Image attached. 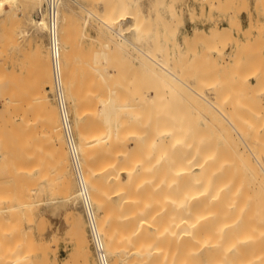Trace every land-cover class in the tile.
<instances>
[{"label": "bare ground", "instance_id": "obj_1", "mask_svg": "<svg viewBox=\"0 0 264 264\" xmlns=\"http://www.w3.org/2000/svg\"><path fill=\"white\" fill-rule=\"evenodd\" d=\"M64 1L62 2V5L60 7L61 43H62V63H61V66H62V73H63V75H62L63 76V82H64V87H65V92H66L68 102L71 105L70 109L74 114V121L72 120L74 122L73 129L75 126V130L77 131L78 136H79L78 142L76 139V147H77V151H78V155H79V162H80V165L82 166L81 168H82V172H83V177H84V180L86 181L87 189H88L90 198L92 200V203H93L94 207H97V209H98V213L96 212L97 227L99 229L100 234L102 235V240H103L105 251H106V253H107V255L111 261L110 264H264V154H263L264 142L261 141V138L259 139V136H261V135H262V137H264V125H263L264 123H262L263 122L262 119L260 120L258 117H256L259 114H261L259 111L260 109L262 111H264V106L259 105V106H261V108L259 107L260 109L254 107L256 109H259V110H256L253 108L252 105H250L251 103L254 102L252 99H256V97H257L256 93L260 90V89L258 90V88H259L258 86L259 85L261 86L264 83V81H261V80H264V77L262 76L263 79L261 78V80L259 79L260 77H258L259 82H263V83L262 84L258 83L259 85H257V82H258V80H257V82H255V88L252 87V89L250 87L254 86V84H253L254 82L247 81V82H249V84L251 83L250 87H249L250 90H247L249 88L246 87V86H248V83L244 82L247 84V85H244L247 88L245 91H247V94L250 93L248 97L251 96V90H252V94H253L252 97H254V94H255V97L252 99L250 97V101L246 95H245L246 98L243 97L244 102H245V99H247L246 104L248 106L250 105V107L252 106L253 110L257 111V112H255V114L259 113L258 115H255V114H253V111H252V113H250V114H252L253 116L255 115V117L258 118V119H255L256 122L260 120L259 122L262 125L261 124L255 125L253 123V121H255V120L251 121L252 115L251 116L248 115L250 117L249 119H247L244 116L246 114H249L246 111L252 110V108L248 110V109H246V107H245V109H246L245 114H243L244 117L242 118L243 121L245 122V124H240L241 122H239V121H241V119L238 118L239 115H236L237 117L233 116L235 110H237L236 108H238L240 106H238V107L235 106V103L237 100L235 97H233L231 99L228 96V95H230V97H231L234 94L232 92V90L234 88L231 87V85H230V88H233L230 90L232 92L231 93L232 95L230 94V91H228V92L226 91L225 93H228V94H226V97H228V98H226L223 90L222 91L219 90V89H223V86H221L222 88H220L219 83H217L218 81L221 82V80L219 79L218 81H215L213 78V79H210L211 81H207V79H206L207 77L203 76L204 74H202L200 76V78L202 76L205 77L208 85H211L209 87L207 86L208 87L207 89L213 90L214 96H213V94H212V97L206 95V93H204L205 90L200 92V89L201 90L205 89L204 86H203V89L200 88L197 90V87L196 88H194V87L197 84V81L199 79H197L196 84H194L195 80L190 78V77H194V74L196 73V72L194 73V69L196 67L193 69H190V68L186 69V68H188V66L185 67V65H186V62H187V64H189V62H188L189 60H187L189 58V56L187 58L188 54L187 55L185 54V56L183 55V53L181 54V51L183 52L187 48L189 50V48L192 45H194L195 43H196L195 46L196 45L198 46V44L201 42H204L203 44H206V41H209L210 43L211 42L213 43L212 45L210 43H208V44H210L209 46H211V47L214 46V48H215V50H213L211 53L214 54V52H215L219 56H222L224 54L223 49L226 46L224 48L223 47L221 48V46H220V48H219V45H217V44H220V42L222 43L223 38H224V40L226 38L227 41H228V38L232 42L235 41L236 45H235V49H234L235 52L232 53L233 56L236 55V57H237V55H240L243 53L245 55L250 54L251 52L247 53L248 52L247 49H243L245 47V44L243 46L238 42L239 38L233 33V28L228 27V26H224V27L219 26V28H216L217 29L216 30V29H214L216 27L215 26V27H213V29L212 28L209 29L210 34H208L206 32L207 31L206 29L201 28V27H195L193 29V31L190 32L191 33L190 37L184 38L183 41H180L179 37H176V38L165 37V36H162L161 34H157L156 37L159 40L158 42H160V43L165 42V45L167 47V48L165 47V50H166L165 52L163 50H160V52L162 51L163 54H161V53L158 54L159 53L158 49H159L160 43H159V46H157L158 43L154 44L155 42H152V44L154 46H157V47H155L157 49H155L154 46H151V50H153V48H154V50H156V51H154V50L151 51V50L147 49L150 45H152L150 42L152 40L156 41L157 39L155 40L154 38L153 39L151 38L152 40H148L149 43H145L147 45H145L143 43L146 47H144L143 44H142V46H143L142 48H141V45H138V44L142 43L139 41L140 37L136 36L139 32L147 31V32L151 33L150 29L149 30L143 29L142 21L144 18V14L140 11V6H139V2H138L139 0H127L128 9H129L128 12H127L126 3L123 4V2H121L119 8L116 10V13L114 15H113V12L111 11V8H108L109 6L107 5V3L105 4L106 0L105 1L102 0L103 4L106 5V8L104 7L105 8L104 12L105 11L106 12H105V14L103 12V17L101 15L102 13H98L101 16V18H100V16L96 12L94 13V12H92V10L88 9L90 15H94L96 18H98L100 21H102L104 23V25L110 31H112L115 34V36H118L119 38H121V40L119 39V41H118V39H116L118 42H120V44L122 42V45H123V43H128L129 45H133L136 48L135 51L138 50L137 56L135 55L136 58L141 59L140 61H136V62L135 61L133 62L131 59H128V60L124 59V61H126V63H127V65H125V66L119 65L117 60L115 61L117 63L110 64L109 61H111V58H109V57H111L110 55L112 53H114L113 50L116 48V47H114V49H112L111 43L113 44V41L112 42L109 41L110 43L104 41L105 42L104 44H103V42L102 43L100 42V45L101 46L103 45V47H100V45H99V47L96 50H94V52L92 50H91L92 52H90V50H89V52L86 55H85V51L83 52L80 49L81 51L79 50V53L80 52H81V54L83 53L82 56L84 59L81 58L82 56L78 57V55L80 56L79 53H78V55L75 54L76 52L69 53V51H71V50H69V44H70L69 38L67 40V36H68L67 35L68 30L67 29L69 26V23H67V22L70 21V19L68 18L69 20H67V16H66L67 13L65 14V10L63 8ZM163 1H165V0H160V3H158L156 5L153 4L152 8L155 11H153V13L151 15L149 14L150 16L154 15V17H156L155 21L156 22L158 21L160 24H162L164 22L163 15H162L161 11L166 9V8L167 9L169 8V6L166 5ZM212 1L211 2L206 1V3H208L210 7H214L215 3ZM221 1L222 0H218V3L220 2L219 3L220 5L222 3H223L222 5L229 4L228 0H226L227 2H225V3L221 2ZM91 2H93V4H94L95 2H99V0H96L95 2H94V0L93 1L91 0ZM107 2H108V0H107ZM243 2H245V1H243ZM33 4L36 6L39 5V7H40L41 0H33ZM90 4L92 5V3H90ZM96 4L97 3H95L94 5H96ZM99 4H100V2H99ZM233 4H234V2H233ZM216 5H217V2H216ZM242 5L244 6L245 3H242ZM225 6H227V5H225ZM202 7H205L204 2L202 3ZM218 7H217V9H218ZM240 7L241 6L239 5V8ZM94 9L96 10L95 7H94ZM97 10H98V8H97ZM204 11L205 10H203V12ZM238 11H239V9H238ZM1 13H5V16L1 17ZM209 14H210V12H209ZM176 15H179V14H176ZM193 15H195V14H193ZM230 15H232V14H230ZM234 16L236 17V14ZM126 17L128 18L127 22H126ZM113 18H117L116 21H117V23H119V27L114 26ZM235 20L236 19L234 18V22H235ZM234 22H233L234 26L238 24L237 27H239V29L243 28L242 23H241V18H240V21L237 22V24ZM23 23H29L32 26V28L37 33H40V34H41V32H44L46 30V20H45V16H44L42 11H40L38 14H34V12L33 13L32 12L27 13L25 11V4H24L23 0H0V52H1L0 56H3L2 54H4L1 51V50L5 49L6 46H4V45L7 43L9 44L12 41L14 42V39L17 36V30H18V29H15V28H17L16 25L19 28V26H22L21 24H23ZM126 23L129 24V28H130V32H131L129 37L126 35V32L124 30ZM26 25H24V26L26 27ZM257 25H259V24H257ZM231 26H232V24H231ZM250 26L248 27V29L250 28ZM263 26H264V22L260 27H258L259 28V30L257 29L258 32L260 31V28L263 29ZM251 28H253V27L251 26ZM14 30H16L15 31L16 32L15 37H14V35H15ZM98 30H101L103 32L105 31L104 29L102 30V28L98 29ZM211 30H213V31H211ZM244 31H245L244 35L246 33H248V34L250 33V32H247V29H245ZM19 32L21 33L20 35L18 34L19 37L20 36H29L31 34V31L28 29H21ZM36 32H34V33L36 34ZM103 32H101V33H103ZM104 34H105V32H104ZM131 34H132V36H131ZM98 36H99L98 38L100 39V37H101L100 34ZM261 38L263 39V37H261ZM111 39L112 40L114 39V41H116L115 37H113V38L111 37ZM111 39L109 38L108 40H111ZM135 39H136V41H135ZM256 39H255L256 42L255 41L254 42L257 43L258 46H256L255 43L254 44H255L256 48L260 49L258 43L260 41H263V40L259 38V39H257V40H259V42H258ZM20 40H22V39H20ZM101 41H103V38ZM137 41H139V43H137ZM15 42H16L15 43V46H16V44H18V41H15ZM249 42L250 41L248 39V44H249ZM39 43H40V41H39ZM39 43L37 42V44H36V46H37L35 48L36 49L35 50L36 55L35 54L34 55L37 57L34 59L35 60L37 59V62H35V64L39 63V66H37L39 69H37V70H40V72L38 71L39 72L38 74H40V77L38 75L40 80H38V81H40V82L42 81L43 86L41 84H39L38 82H36V80H35V83H37V84H35L33 82L34 85H36V87H38V84H39V86L41 85V88L40 87L36 88L34 86L36 88V92L38 89L39 90L41 89V90L38 91V93L36 94L35 97L32 96L34 99L31 98V101L33 99L31 104H34V106H31V104L28 106L29 108L32 107L31 110H29L28 107L25 108V106L22 110L25 109V113L28 110L30 113L36 112L34 118L36 119V116H38V120L40 121V119H41V121L38 122V120L37 121L34 120L33 114H32V119L34 120L35 123L32 122L33 123L32 124V123H29V121H27L26 123H23L25 121L24 120L22 121V118L23 117L25 118V116H26V114L25 115L23 114L24 116L21 115L23 117H21V120H20V121H22V123L17 122L18 124L16 125V124L11 122V124L13 125V128H12L11 124H10V126H11L12 130L15 128L17 129V130H15V131H17L15 133L16 134L18 133L17 134V141L18 142L21 139V138H18L19 137L18 135H20L19 130L23 129V128H21L22 124H23L22 127H24V124L27 125V123H29V125H30V127L26 126L27 128H24L22 131H24V130L27 131L28 128L34 127V130L33 129H31V130L35 131V133H38V131L40 129V127H39V129L36 127L37 126L36 122L38 123V125H40L39 123L42 122L43 125L46 124L49 127V128H47V127L46 128L50 129L49 132L51 133V135H50V133H46V134H44V136L42 133L40 135L37 134L38 135L37 142H36L37 137H35V134L32 133V131H30L35 137L34 140L32 139L35 142L33 143V141H31L32 142L31 146L33 145L35 147L34 144L38 143L39 139L43 141V140H45V138H48L49 136H51L50 139L52 141H50V140L48 141L46 139L47 143H46V141L40 142V140H39V142H40V144H42L43 147L45 145V146H47V149L49 148L50 150H52L51 148L53 147L54 150H52V152L49 150L47 152H46V150H42L43 153L41 151V153L37 154V155H41L40 156V158H41V157H44L43 156L44 152H46L43 160L48 161V158H49L51 161H54V162H52L53 163L52 166H56L54 168V170H56V168L60 165L59 166V167H61L60 170H62L61 172H63V174H64L63 177H65V178H63V179L59 178L58 177L59 175L56 173V171L54 172V174L51 173L50 169H52L51 168L52 166H50V165L52 163L50 160H49L50 162L44 161L45 167H47V168L42 166L43 165V162H41L42 160L41 161L36 160V161H38V164H39V162L41 164L40 165L41 171H39L38 174L40 175V177H42V174H43L42 170L48 169L49 175L51 174L48 178H52L51 176H53L52 180H54V175L56 173V175H58L56 177H58L59 180H61V181L64 180V183H63L64 186L61 187V186H58V185H60V184H58L57 185L58 187H56L55 183L60 182V181L57 180V178L55 177L57 182H56V180H55V183L52 182V184L54 183V185H55L53 187V189L58 188L57 190H59V194H60V192L63 193V191H64L65 200H67V202L73 201L74 203H78V202L80 203L79 195H78L79 194L78 193V190H79L78 189V183H77V187H76L77 191L75 192V190H74L75 187H74V189H72V188H73V186H76V185L74 183L72 186V180H71V178L68 177L69 176L68 171L70 170L69 165H71V164L68 163V161H69L68 160L69 157H68V153H67L68 150H66V147H65V144L67 145V143L65 142V134L63 135L64 132H62L63 128H62V124H61L60 115H59V112H58L57 107H56L57 104L54 105V103L52 102L51 96L49 94L51 92L53 93V91H54L53 90L54 89V83H53V77H52V65H51L50 54H49L50 52H49V50L47 51L49 53L44 51L38 45ZM252 43H251V46H254V44L252 45ZM260 43H262V42H260ZM8 44H7V48H8ZM227 44H228V42H227ZM114 45H116V44H114ZM125 45H127V44H124L123 46H125ZM221 45H223V44H221ZM249 45H248V48H249ZM195 46H193V48H195ZM2 47H3V49H2ZM11 47H13V45H11ZM18 47L16 49H18ZM118 47H120V46H118ZM70 48H71V46H70ZM92 48H93V46H92ZM124 48H126V50L128 49L127 46ZM144 48L147 49L148 51L145 50ZM111 49H112V51H111ZM149 49H150V47H149ZM160 49H162V48H160ZM250 49H252L251 51H254L252 47L249 48V50ZM72 50L74 51L73 48H72ZM197 50H198V47H197ZM8 51L6 50V53ZM129 51H132L131 48H129ZM191 51H194V50L191 49ZM205 51H206V49H205ZM205 51H204L203 56H206ZM121 52H123V51H121ZM188 52H190V51H188ZM195 53H193L192 57H194ZM255 53L257 55H258V53L260 55H262L260 53V51L257 49V51H255L254 54L253 53L250 54V55H254L255 57H252V56L248 57V62L247 61L245 62L242 60V62L246 63L247 65L243 64L240 61V63L242 65L241 64H240V66L238 65V67H237L238 70L236 69V67L234 68V66L232 65V67L235 69V71H237L239 73L237 75V77H239L238 79L240 80V81L238 80V82H237V83H239V85H238L239 87H240V85L244 84L243 80L245 81L247 79V77L249 76V75L246 76L245 73H247L249 71V74H250V73H252V70L258 69V67H256V65H257L256 63L258 62V64H259L260 60L258 61V59H256L258 57L255 55ZM131 54H130V56H131ZM139 54L142 55L141 57H145V58L139 57ZM174 54H176L178 56H180V55L183 56V58H182L183 60L180 62H182V63L184 62L183 63L184 65H182V67L183 66L184 67L182 68L181 63H180V64H178V65H180L178 70L181 68V72H180L181 74L183 73V70H184V72L187 70V72H185V73L190 74V77H189V75L187 77V74H184V73L182 75L183 78H181V76L178 75L179 71L177 69H175V68H177V65H176V62H178L177 59H174L175 57H173V59H174L173 63L175 66H172V62H171L172 55L174 56ZM213 54H211V57H210V55L208 57V54H207V57L209 59H212ZM228 54H229V52H228ZM76 55L78 58L75 57V59H74V56H76ZM118 55H120L119 52H118ZM229 55H231V54H229ZM232 55H231V57H233ZM12 56H13V54H12ZM196 56H199V55H196ZM119 57H122V56H119ZM234 57H233V59H234ZM236 57L234 60H236ZM6 58L7 57H3L2 61H5L4 59H6ZM79 58H81L82 60H80ZM124 58L127 59L129 57L125 56ZM184 58H185V61H184ZM195 58L196 57L191 59V61L193 62V63H190L191 66H193V64L197 65V62L196 61L194 62V60H197ZM223 58H225V56ZM252 58H254V59H252ZM113 59L114 58H112V60ZM116 59H119V58H116ZM216 59L218 60L217 57H216ZM78 60H80V62L82 64L81 66H77V64L79 65ZM122 60H123V58H122ZM179 60H181V59H179ZM245 60H247V59H245ZM253 60H257V62H255ZM75 61H77V63ZM127 61L130 63H128ZM205 61H206V57H205ZM200 62L202 63V61H200ZM228 62L230 63V61H228ZM238 62L239 61H237L235 63H238ZM207 63H208V61H207ZM214 63H215V60H214ZM248 63H250L249 64L250 66H248ZM122 64H124V62ZM210 64H212V63H210ZM216 64H218V63H216ZM216 64L214 66H216ZM2 66H4V62H3ZM200 66L201 65L199 63V66H197V68ZM205 66H206V64H205ZM244 66H246L247 68L251 67L252 70L248 69V71H246L244 73L246 79H245V77L243 79H240L242 77L243 72H244L243 71L242 74L240 75V70H246L247 69L246 67L244 68ZM189 67H190V65H189ZM213 67L210 66L209 68H211L212 71H214ZM222 67L225 68V66H223V65H222ZM239 67L244 68V69H239ZM200 68L204 69V67L203 68L200 67ZM200 68L198 69V71L200 70ZM224 68H223V70H224ZM211 69H210V71H211ZM214 69H215V71L217 70V72L219 71L216 68H214ZM230 69H232V68L230 67ZM13 70L14 69H12V71ZM250 70H251V72H250ZM4 71H6V69ZM191 71L193 72L192 73L193 75L190 73ZM226 71H227V73L229 72L228 69H226ZM259 71H261V70L258 69L257 71H255L256 73H252V74L255 76V74L257 75V72H259ZM1 72H2V70H1ZM7 72H8V70H7ZM198 73H200V71ZM198 73H196V76H197L196 78H198ZM210 73H212V72H210ZM220 73H221V71H220ZM233 73H234V71H233ZM214 74H215V72H214ZM8 75H9V73L7 74V77L10 80L11 78ZM227 75H226V78H227ZM259 75H257V76H259ZM4 76H5V74H3V76L2 75L0 76V80L2 79L0 82H3L4 79H6ZM223 76H225V75H221L222 78H223ZM230 76L232 77L231 74H230ZM1 77H3L4 79ZM34 77H37V75ZM216 77L217 76H215V79H216ZM237 77H236L235 81L237 80ZM14 78H12L13 80L12 79L11 80L14 81ZM210 78H212V77H210ZM217 78H220V77L218 76ZM184 79L186 81L189 80V83L191 82L190 80L192 79V81H194V83L192 82L194 84V87L191 88L190 85L192 83H190V85H189L190 87H188L187 85L189 83L185 82ZM225 79H224V81H225ZM256 79H257V77H256ZM256 79H255V81H256ZM9 80L6 79L4 82L6 83L8 81L7 83H8V86L10 87V86H12L13 82H11V80L9 82ZM32 80H31V83H32ZM231 80H233V79H231ZM231 80L229 82H231ZM150 81H152V82L150 83ZM212 81H214V82H212ZM227 81H228V79L226 80V82H223L224 84H221V85H224V89L227 88V90H229L230 88L225 86V83H226V85L229 86V84H227L228 83ZM235 81H233V84ZM172 82H173L172 85L176 87L177 92H178V90H180V91L182 90L181 92L180 91L179 92L180 93L183 92L186 96L188 94L187 90L189 91L190 89L191 90L196 89V90H194L196 92V94L192 90L190 92L193 96H190L191 94L190 95L188 94L187 97L188 98L191 97V98H189V101H191V99H192V101L194 103H196L197 102V101L195 102L196 99H194L192 97H195V95H197V97L199 98V99L198 98L197 99L200 100L204 106L202 105V106H199V108H198L197 105H200V104H198V102H200V101H198L197 104H195L197 107L196 111L199 112V113H197L198 115L201 114L202 116L200 115V117H198V115H195L194 114L195 111L193 113V116L191 115V113L193 111L192 109H194V108L196 109L195 106L194 107L193 106L187 107L186 110L188 112L184 110L185 107H181L182 104H184L183 106H189V103L186 102V104H185L184 102L187 100V98H186V100H184V99L182 100V96H180L179 93H178L179 96L178 97L176 96L177 95L176 89L174 90L170 86ZM177 82L180 84L177 85ZM201 82H202V80H201ZM201 82H199V84H198L199 86L202 84H205V80L202 84H201ZM7 83L5 84V88H2L3 84L0 83V86L2 85L1 88L3 90V92H1L2 94H0V97H1L2 105L4 106V108H3L4 113L2 115H0V118L2 116H4V114L7 113V111H8L9 115L8 114H6V115L10 118V120L8 119V121H7L8 117L4 116L3 117L4 119H2V120H5V119L6 120L4 122L2 121L3 123L0 122V125L3 124V128L0 127V130L6 129L5 131H3L5 135L3 134V132L2 133L0 132V134L4 135V138L6 137V142H5V139L4 138L1 139L2 136L0 135L1 136L0 137V187H1L0 188V203H2L4 201V199H2V198H5V195H9V197L12 196L11 200H12L13 195H14L13 192L10 190V189L14 188L13 182L12 181H11L12 183L8 182L7 183L8 185H5L6 183L3 182L4 174L6 175V177H8L10 175L7 172V170L12 168V165L16 164V166H17V172L16 173L19 174V176H17L19 178L16 177V180L17 179L22 180L21 177H23V176L25 179V177H27L28 175H31V174L29 173L26 176V172H25V174H23L25 170L24 171L22 170L20 172V170H21L20 169L18 171V166H19V168H22V166L25 167V165L23 164V163H25V160H26V162H31L30 160H32V159L35 160L36 159L35 156H37V155L32 156V158L29 159L30 156L27 155V158H28V160H27L25 154L18 155L19 154L18 150H20L21 147L19 149H17L13 146V144L15 145L16 143H13V141H11L12 140L11 138H13V140H16L14 138L16 135L13 137L14 131H11V133H10L9 130H11V128H9L7 126V122L10 123V121L13 120V118H12L13 112H15V114L17 113V110L15 111V108L21 102V101H17V100H23V99H17L16 98L17 100L15 101L14 97L15 96L17 97L16 92H14L13 88L10 87L11 90L14 92L15 96H13L14 95L13 92L11 95L10 88L7 90V88H8ZM207 83H206V85H207ZM16 84L17 83H15V85ZM182 84H183V86H180ZM185 84H187V85H185ZM206 85H205V87H206ZM235 85H234V87H235ZM256 85H257V87H256ZM159 86L162 87L160 89H164L165 86L166 87L169 86L168 91L173 89L175 92V94H174L173 90L171 92L169 91L170 94H172V96H173V94L175 95L173 97L168 98L169 99L168 103L173 105V107H171V105H170L168 108L169 111L171 110L170 107L172 108V110L170 112H166V109H165L168 107L169 104L166 105L167 102L165 101V103H163L164 100H161L162 98L166 99V96H168L167 93L169 94V92L166 93V91H167L166 89H165L166 91L165 90H159V92L162 91V94H165L166 96L164 95L165 96L164 97L161 94V96H163V97H161V96L158 97V95H160V93L158 92ZM244 86L242 85V87H244ZM16 87L17 86H15V88ZM21 87L27 88L25 86H21ZM261 87H260L261 91H262V89L264 90V88H263L264 85H262ZM30 88H32V87H30ZM188 88H190V89H188ZM5 89L7 90V92L5 91ZM183 89H185V90H183ZM242 89H244V88H242ZM242 89H239V90L242 91ZM254 89H256L258 91L254 90ZM2 90H0V91H2ZM210 90H209V92H207L208 90L206 91L207 94L211 93ZM253 90H254V92L255 91L256 92L253 93ZM241 91H239V92L237 91V92L240 95H243L242 93H240ZM248 91H249V93H248ZM21 92L22 91L19 92L20 96L22 94L21 97L24 98L25 96H28L27 98L30 100L28 93H33V92H29V90H28V93H26V95L24 94V91H23V93H21ZM163 92H165V93H163ZM221 92H223L222 96H224V98L227 99V101L224 100L222 102L223 99L221 101H219V99L223 98L221 96ZM242 92H244V91H242ZM238 93H237V96H238ZM170 94H169V96H170ZM218 94L220 95L219 97H218ZM23 95H25V96H23ZM209 95H211V94H209ZM260 95H261V92L259 94V97H260ZM20 96L18 94L19 98H21ZM235 96H236V94H235ZM262 96H263V94H262ZM179 97H181V98H179ZM259 97H257V98L259 99ZM155 98H157L158 101H154ZM177 98L179 100H175ZM171 99H172V101H170ZM229 99H231V101ZM258 99L255 100V103H256V101H258ZM148 100H151V101L148 102ZM159 100L161 101V104L162 103L165 104L164 105L165 110L163 109L164 111H162L161 114H164V115L171 114L172 111L174 113L171 114L170 116L167 115L165 117H163L164 115L161 116V114L158 113L160 111H158L156 113V111H157L156 108L158 109L159 106H160V108H161V106H163V104L162 105L159 104ZM241 100L243 102L242 96H241ZM173 101H175V102L178 101V102H176V104H177L176 108H175V102H173ZM248 101L250 102V104H248ZM261 101H262V99H261ZM17 102H19V103H17ZM26 102L27 101H25V104H26ZM151 102H152V104H151ZM258 102L261 103L260 100ZM15 103H17L16 107L14 105ZM146 103H148V104H146ZM180 103H181V106H180ZM226 103L229 105L231 104L232 106L231 107H225L224 105H227ZM255 103L253 104L254 106L257 105ZM21 104L19 105V107H22ZM237 104H240V103L238 102ZM261 104H263V103H261ZM147 105H148V107H146ZM154 105H155V107H153ZM156 105H158V106L156 107ZM150 106H152V107H150ZM178 106H180L181 108H179ZM248 106H247V108H248ZM241 107H242V105H241ZM11 108H14V111L10 110ZM147 108H148L150 114L152 112H154L155 114L154 113H152L151 115L149 113L146 114V112L144 110ZM152 108L156 111H154V110L152 111ZM160 108L158 110H160ZM173 109L176 111H174ZM190 109H191V111H190ZM19 110L21 111V108L18 109V111ZM0 111H1L0 113L3 112L2 109H0ZM9 111L12 113H9ZM31 111H33V112H31ZM29 112H28V115L30 114ZM175 112H177V114H175ZM240 112H239V114H240ZM242 112L244 113V110H242ZM236 113H238V112L236 111ZM19 114H18V117H19ZM40 114H41V116H40ZM143 114H146V116H144ZM184 114L185 115L188 114V116L183 117V116H185ZM216 114H218V115H216ZM16 115H15V117H16ZM155 115H156V117H155ZM175 115H176V117H174ZM179 115L181 118L179 117ZM195 116H196V119L193 118ZM217 116H219V118L222 119L221 120L222 122L224 120L225 123L223 122V124H220L221 121L219 123L218 120H220V119H218ZM261 117L263 118L264 116L262 115ZM237 118L239 120H237ZM16 120L15 121L13 120V122H16ZM26 120H28V119H26ZM197 121L198 122L201 121V123L197 124L198 123ZM259 122H257V123H259ZM42 123H41V126H42L41 128L44 129ZM19 124H21L19 128L15 127V125L19 126ZM34 124H36V125L32 127L31 125H34ZM36 129H38V130H36ZM44 130L46 131V129H44ZM6 131H8L9 134H7ZM11 134H12V137H11ZM23 134H21V137L23 138L21 140L25 141L24 139H26V141H27L29 136H28V138H25L26 135L24 132H23ZM26 134H27V132H26ZM47 134L49 136H45ZM9 135H10V137H9ZM33 135H32V137H33ZM41 135L44 138H42ZM7 138L10 139V141H8ZM28 140H30V139H28ZM29 142L30 141H28V143ZM10 143L12 144V148L10 147L11 146ZM51 143L53 146L51 145ZM23 145H24V151L26 150L25 152H28L27 148H29V147L25 148V145H26L25 142ZM16 146L19 147V146H22V144L21 145L16 144ZM28 146H30V144ZM9 147H10V149H9ZM41 147H39V148H41ZM35 148H36V151L39 150V151H37V153L40 152V149H37V147H35ZM11 149L15 155H13V153L10 154ZM13 149H14V151H13ZM22 149H23V146H22ZM16 150H17L18 154L16 153ZM31 150H32V148H31ZM36 151L33 152V154L36 153ZM48 152L51 155H49ZM20 153H22V152H20ZM30 154H31V152H30ZM11 155H12V157H11ZM16 156H20V157L17 158ZM23 156L26 159H24ZM46 156H48V157H46ZM10 157H11V159H10ZM13 157H15V158L13 159ZM50 157H53V158H50ZM40 158H38V159H40ZM54 158L60 164L56 165L55 163H57V162H55ZM16 159L17 160L20 159L19 161H21V159H24V160H22L24 162H20V163H22V166L17 165L20 163H19V161L16 162L17 161ZM34 160H32V161L35 163ZM12 161H13V163L14 162L15 163L9 164V168H7V170H6L5 169L6 166L8 165V163H11ZM46 163H47V165H46ZM30 164H33V163L31 162ZM48 164H50V165H48ZM35 166H36V164H35ZM34 167H32V168H34ZM71 168H73V167H71ZM38 169H39V167H38ZM58 169H57V172L60 174L61 172H59ZM54 170H52V171H54ZM9 172H11V171L9 170ZM43 172L45 173L46 171H43ZM6 173H8L9 175ZM14 173H15V171H14ZM20 173L23 174V176ZM39 175H37L38 181H37L35 176H34L35 178H33L32 176H31L32 178L30 177L31 182L33 183V185L36 186V189L38 186L39 187L45 186V185H41L40 180H42L43 178L39 179L40 178ZM60 177H62V176H60ZM24 179H23V181H24ZM32 179L36 182H39V185L37 183L34 184ZM26 180H29V179L26 178L25 181ZM76 180H77V178H76ZM1 183H2V185L4 184L3 188H2ZM23 183L24 182H22V184ZM28 183H30V181H28ZM25 184H27V182H25ZM9 185L12 186V188H8ZM16 185H17V183H16ZM19 185H20V183H19ZM28 185H31V184H28ZM6 186H7V190H9V191L6 190ZM17 187H19V186H17ZM32 187L33 186H31V191L34 190V189H32ZM42 187H41V189H42ZM60 187H61V189L63 188L62 191L59 189ZM1 189L6 190V192L3 190L4 193H2L3 191ZM18 189L19 188H17V193L18 192L20 193V195H18V197H19L22 194L20 192V190L21 189H22V191L24 189L27 190V187L21 188V189H19V191H18ZM13 190H15V189H13ZM35 190H34V192H36L38 189L36 191ZM24 191H23V193H24ZM31 191L29 190L28 192L30 193ZM38 192H39V194L42 193L41 191H37L36 194ZM52 192H54V191L52 190ZM6 193H8V194H6ZM36 194H35V197H38V196H36ZM39 194H37V195H39ZM22 195H24V194H22ZM30 196H31V194H30ZM9 197L6 196V198H9ZM21 197L23 198L25 196H21ZM6 198H5V200H7ZM14 198H15V196H14ZM26 198H27V196H26ZM26 198H25V200H27ZM40 198H36L35 200L40 199ZM20 199L17 198L18 201ZM31 199H33V201H35L34 198H30V200ZM61 199H63V198H61ZM65 200L63 202H65ZM46 201H45V203H46ZM53 201H55V200H53ZM14 202H15V200H14ZM14 202L12 201V202H10V204L14 203ZM7 203L8 202H6V205H10ZM27 203H29V204H27ZM30 203L31 202H26L24 204L22 203L23 205L27 204V207H26V205H25V207L27 209L28 214H30L29 211L31 212V209H29L28 205H30V207L33 205L32 203L31 204ZM34 205H35V203H34ZM34 205L32 206L33 211L36 210L37 208H39V206H40L39 205L38 207H35V209H33ZM1 206H5V205L3 204ZM9 207L10 208H8V212L10 211V213L11 214L13 213V216H14V211H17L19 206H17V208L13 207V206L12 207L9 206ZM11 208H13V209L16 208V210H13ZM9 209H11L12 211ZM0 210H2V209H0ZM3 211H4V209H3ZM20 212L17 211L15 213V215L16 216H17V214L21 215L22 213H20ZM71 213L72 212L70 211V214ZM75 213H76V211H75ZM23 214H25L24 211H23ZM28 214H26V215H28ZM2 215H4V214L1 213L0 217ZM16 216H15L16 220L18 217H21V216H18V217H16ZM10 217H11V220H9L8 223L10 222V224H11L13 217L11 215H10ZM10 217L6 216V218H9V219H10ZM31 217H32V215H31ZM67 217H68V214L66 215V218ZM3 218L5 220V217L2 216L0 218L1 222L4 221ZM27 218H28V216H27ZM68 218H67V220H68ZM72 218H73V216H72ZM21 219H20V221H22ZM29 219H30V217H29ZM7 220L5 221L6 223H7ZM27 221H28V219H27ZM30 221H32V223L34 224L33 220H30ZM68 221H70V220H68ZM73 222H74L73 224H74L75 230H72V229H74L73 226H71V228H69V230L75 231L76 235H75V233H73V232L72 233L77 238L76 241L78 242L77 243L78 247L83 252L90 253L91 249H90V245L88 242L89 240L87 237V230L85 227V223L83 221V217L79 216ZM19 223L20 222H18V225H19ZM5 224H3V228H4ZM10 224L9 225L7 224V227L9 226V230L13 231L14 227L17 225V222H13L12 225H10ZM27 224H28V222H27ZM29 224H31V223H29ZM45 225H43V226H45ZM10 226H12L13 229H12V227L10 228ZM31 226L32 225H30V227ZM7 227H5V228H7ZM16 227H15L13 232H15L17 230L16 231L17 234L12 233L13 235L11 234V236H7V233L5 232V230H3L6 233L4 239L5 240L12 239L14 241L10 240V244H9V242H8L9 240L8 241L4 240L3 242H6V243L8 242L7 245H3V242L1 241L2 244H0V247L1 246L14 247V244L17 246L18 243L16 244L14 238L19 239L18 237L21 238L20 235H22L21 242H23L24 245L26 243V241H24L25 238L27 239L30 237L33 239L32 235L30 236L31 232H29V231H32L31 228L29 229V227H28V231L24 230L26 232V233L24 232L25 234H27V235L29 234L28 235L29 237L28 236L26 237L23 232L22 233L19 232V231H21L20 227H19V230H18V227L17 228ZM0 228H2V225ZM43 228H45V227H43ZM43 228H40L39 231H42ZM7 230H8V228H7ZM1 231H2V229L0 230V233H1ZM69 233H70V231H69ZM14 234H16V235L14 236ZM53 235H51L52 238H53ZM72 235H71V239H72ZM3 236H1V237H3ZM23 237H24V239H23ZM55 237H57V236H55ZM55 237L53 238V242H55L57 239ZM6 238H8V239H6ZM34 238H35V235H34ZM52 238H50V239H52ZM32 239H30V242H32V244H34L35 242L37 243V240L35 242H33ZM43 239H45V238H43ZM48 241L46 243H37V245L35 244L36 245L35 250L37 248L36 251H39V249L41 251V250H44L45 248H47V250H44L43 252L44 253H46L45 251L48 252V249L52 246V243H53V242L49 243ZM18 242H20V241H18ZM30 242H28V240H27L28 244L26 243V246H28V248H30L29 246H31L33 248L35 245H30ZM58 243H59V239H58ZM16 246L14 247L15 249H16ZM23 246L21 248L18 245V247L21 248V250L19 251L20 253L19 252L16 253L15 251H13V254L15 253L13 263H12V261L8 262L7 256H9V253L12 256H13V254H11L12 253L11 251L9 252L7 250L8 254L5 255V253H4V255H5L4 259H7V263H4L3 261H1V260H3V257H2L3 255H1L0 256V264H2V263H4V264H10V263L11 264H22V262H24L23 261L24 259L28 260V262H25L26 264H28V263L37 264L35 261L38 262V260H34L33 261L34 263L31 261L32 262L31 263L29 261V259H26V258H30L32 256V255L30 256V254H32L30 252H33V251L36 252L34 250V248H33V250H31L32 249L31 248L30 252L27 249V252H29V254L26 252V254H28V257H26L27 256L26 254H25L26 256L23 255L25 253V252H23V251H25L24 250L25 248ZM78 247H76V248H78ZM14 248L13 249L11 248V249L15 250ZM55 248H58V245ZM0 249H2L1 251L5 250V248L3 249V247H1ZM57 250H59V249H57ZM1 251H0V253H1ZM21 251L23 254L21 253ZM77 253H79V251H77ZM55 254H56V252L54 253V255ZM80 254H83V253H79L78 254L79 256L77 255L78 258L80 257ZM57 255H55V256L57 257ZM73 256H75V255H73ZM44 257H46L45 259L48 258V260H49V255H47V253H46V255L45 254L43 255L42 260L40 259V261H42V262L41 263L38 262V264L43 263ZM77 257H76V259H77ZM10 258H11V256H10ZM35 259H37V258H35ZM45 259H44V261H45ZM70 259H72V258H70ZM85 259H86V257H85ZM83 260H84V258L82 259V261ZM73 261H74V259H73ZM79 261H80V259H79ZM5 262H6V260H5ZM57 263L59 264V262H56V264ZM80 263H82V262H79V264ZM45 264H46V262H45ZM48 264H49V262H48Z\"/></svg>", "mask_w": 264, "mask_h": 264}, {"label": "rangeland", "instance_id": "obj_2", "mask_svg": "<svg viewBox=\"0 0 264 264\" xmlns=\"http://www.w3.org/2000/svg\"><path fill=\"white\" fill-rule=\"evenodd\" d=\"M24 1V4H25V11L27 12V13H29V12H34V14H38L39 12H40V10L41 9H43V3H44V0H41V5H40V7H39V5H34L33 4V0H23ZM93 1V0H92ZM96 0H94V2H95ZM103 1H105V0H103ZM103 1L102 0H99V2H100V4H99V2H95V3H97L96 5H94L93 4V2H91V0H65L64 1V4H63V8H64V10H65V14H66V16H67V20H69L70 19V21H68L67 23H69V26H68V31H67V35L69 36H67V40H68V38H69V50H71V51H69V53H72V52H76L75 54H77L78 55V53H79V50L81 49L83 52L85 51V55L89 52V50H90V52H94V50H96L98 47H99V45H100V42L102 43L103 42V44L105 43V42H112L113 41V44L111 43V46H112V49H114V47H116L114 50H113V52L115 53H112L111 51H112V49H111V57H109V58H111V61H109L110 62V64H112V63H117L118 62V64L119 65H123V66H125V65H127V63H126V61H124V59L125 60H128V59H131L133 62L135 61H140L141 59L140 58H136V56H137V54H138V50L137 51H135V47L133 46V45H129L128 43H123V45L124 44H127V45H125V46H123L122 45V42H121V44H120V42H118L119 41V39L121 40V38H119L118 36H115V34L112 32V31H110L105 25H104V23L102 22V21H100L98 18H96L94 15H90V13H89V11H88V9H90V10H92V12H96L97 14L98 13H102L101 15H102V17H103V12H104V9L106 8V5H104L103 4ZM206 1H209V2H211L210 0H165V1H163L166 5H168L169 6V8L167 9H164V10H162L161 11V13H162V15H163V19H164V22L162 23V24H160L158 21L156 22L155 21V19H156V17H154V15H152V16H150L152 13H153V11H155L153 8H152V6H153V4H158V3H160V0H139L138 2H139V6H140V11L144 14V18H143V21H142V26H143V29H146V30H151V33H149V32H147V31H141V32H139L136 36L137 37H140V39H139V41L140 42H142V43H140V44H138V45H141V48L143 47L142 46V44L144 43H149V41L148 40H152L153 38L156 40V41H151L150 43L152 44V42H155L154 44H156V43H158L157 44V46H159V43L160 42H158L159 40H158V38L156 37V35L157 34H161L162 36H165V37H174V38H176V37H179V40L180 41H183V39L184 38H189L190 37V35H191V33L190 32H192L193 31V29L195 28V27H201V28H204V29H206L207 31V33L208 34H210V31H209V29L210 28H212L213 29V27H215L214 29H216V28H219V26L220 27H224V26H228V27H231V28H233V33L239 38L238 39V42L241 44V45H243L244 46V44H245V47L243 48V49H247L248 50V52L247 53H253L254 54V52L255 51H257V49L260 51V53L262 54V55H260L259 53H258V55L255 53V55L258 57V58H256V59H258V61H259V64H258V62H257V60H253V61H255V62H257L256 64V67H258V69L259 70H261V71H259V72H257V75H259L260 73V75L259 76H257L256 74H255V76L252 74V73H256L255 71H257V70H252L251 69V67H249V68H247L246 66H244V68L246 67L247 69L246 70H240V75L242 74V72H243V74H242V77L240 78V79H243L244 77H245V75L246 76H248L247 77V79H246V77H245V81L243 80V83L244 82H247V81H251V82H254L253 84H254V86H251L250 87V84H249V82H247L248 83V86H246L247 88H251L252 89V87H254L255 88V82H257V80H258V82H257V85H259V84H262L263 82H259V79L261 80V78L263 79V77H264V26H263V29L262 28H260V31L258 32V30H259V28L258 27H260L262 24H263V22H264V18H263V21H261V20H258V22H257V24H261L260 26L259 25H255V23H254V21H253V17L252 16H250V20H249V25L246 27V28H242V29H239V27H237L238 26V24H237V22H239L240 21V14H241V12L243 11V10H246L247 12H250V2H249V0H228V3L229 4H225V5H227V6H225V5H220L219 3H218V0H213L212 2H214L215 4V6L214 7H210L209 6V4L208 3H206ZM243 1H245V2H243ZM79 2V3H78ZM102 2V3H101ZM121 2H123V4H125L126 3V6H127V12L129 11V9H128V3H127V0H108V2H107V0L105 1V4L107 3V5L109 6L108 8H111V11L113 12V15L116 13V10L119 8V6H120V3ZM204 2V4H205V7H202V3ZM216 2H217V5H216ZM221 2H227L226 0L224 1V0H222ZM233 2H234V4H233ZM245 3V5L243 6L242 5V3ZM248 2V3H247ZM90 3H92V5L90 4ZM163 3V4H164ZM99 4V5H98ZM219 4V5H218ZM232 6H231V5ZM238 4V5H237ZM98 5V6H97ZM235 5V6H234ZM239 5L241 6L240 8H239ZM247 5V6H246ZM219 6V7H218ZM229 6V7H228ZM94 7L96 8V10H97V8H98V10L96 11L95 9H94ZM105 7V8H104ZM216 7V8H215ZM217 7H218V9H217ZM226 9H224V8ZM238 7V8H237ZM245 7V8H244ZM249 7V8H248ZM204 8V9H203ZM202 9V10H201ZM238 9H239V11H238ZM255 9L260 13V14H262L263 16H264V0H257L256 1V4H255ZM94 10V11H93ZM101 10V11H100ZM195 10V11H194ZM203 10H205L204 12H203ZM100 11V12H99ZM106 12V11H105ZM105 12H104V14H105ZM209 12H210V14H209ZM212 12V13H211ZM150 14V15H149ZM176 14H179V15H176ZM193 14H195V15H193ZM230 14H232V15H230ZM236 14V17L234 16ZM99 16H100V14H98ZM148 15V16H147ZM176 15V16H175ZM5 16V13H1V17H4ZM198 16V17H197ZM114 17V16H113ZM212 17V18H211ZM214 17V18H213ZM69 18V19H68ZM100 18H101V16H100ZM234 18L236 19L235 20V22H234ZM239 19V20H238ZM117 18H113V21H114V26L115 27H119V23H117ZM231 20V21H230ZM128 21V18L126 17V22ZM233 22L234 23H236L237 25H235L234 26V24H233ZM261 22V23H260ZM27 24V25H26ZM192 24V25H191ZM231 24H232V26H231ZM22 26H19V28H18V26L16 25V27L17 28H15V29H18L19 31L21 30V29H28V30H30L31 31V34L29 35V36H20L19 37V35L21 34L18 30H17V36H16V30H14V32H15V35H14V37L16 36V38L14 39V42L12 41V42H10L9 44H8V48H7V44H5L4 46H6L5 47V49H3V47H2V49L3 50H1L4 54H2L3 56H0L1 58H0V62L2 63H0V76L2 75L3 76V74H5V78L6 79H8L9 80V78L7 77V74L9 73V77L12 79V78H14V81H12L11 79V82H13V84H12V86H10L11 88H13V91L14 92H16V95H17V97L15 96V94H14V92L11 90V88L8 86V81L6 82L7 83V86H8V88H7V90L10 88V93H11V95H12V92H13V96H15L14 98V100L16 101L17 99H23V100H17V101H21L20 103L19 102H17V103H19V105L21 104V106L22 107H19V105L17 106V103H15L14 105H15V107L17 108H15V111L17 110V115L15 114V112H10L9 111V113H12L13 115V120L15 121L16 119V122H13V120H11L10 121V123L9 122H7L8 121V119L10 120V118L6 115V114H8V111H7V113H5L4 114V116H6V117H8L7 118V126L9 127V128H11V126H12V128H13V125L11 124V122L12 123H14V124H18L19 122L20 123H22V121L24 120L25 122H23V123H26L27 121H29V123H32V122H34V120H38V116H36V119L34 118V116H35V114H36V112H33V111H31V112H33V113H30L29 112V110H31V108L32 107H28L30 104H31V102L33 101V97H35L36 96V94L38 93V91H40L39 89L37 90V92H36V88H41V85H42V81L40 82V81H38V80H40V74H38L39 72H40V70H37V69H39L37 66H39V63H37V64H35V62H37V59L35 60L34 58H36L37 56H35L36 55V44H37V42L39 43V41H40V43L38 44L44 51H48L49 50V48H48V43H47V36H46V30L44 31V32H41V34L40 33H37L33 28H32V26L29 24V23H23V24H21ZM24 25H26V27L24 26ZM253 27V28H251V26ZM218 26V27H217ZM250 26V28L248 29V27ZM22 27V28H21ZM21 28V29H20ZM102 28V30L104 29L105 31V34H104V32L103 31H101V30H98V29H101ZM255 28V29H254ZM245 29H247V32H250L249 34L248 33H246L245 35H244V33H245ZM258 29V30H257ZM124 30H125V32H126V35L129 37L130 36V28H129V24H127L126 23V26H125V28H124ZM217 30V29H216ZM237 30V31H236ZM249 30V31H248ZM211 31H213V30H211ZM244 31V32H243ZM257 31V32H256ZM262 31V32H261ZM19 32V33H18ZM34 32H36V34L34 33ZM101 32H103V33H101ZM206 33V34H207ZM261 33V34H260ZM19 34V35H18ZM39 34V35H38ZM100 34V39L98 38L99 35ZM252 34V35H251ZM260 34V35H259ZM36 35V36H35ZM108 37H107V36ZM111 35V36H110ZM257 35V36H256ZM40 36V37H39ZM131 36H132V34H131ZM263 37V39L261 38V37ZM22 37V38H21ZM38 37V38H37ZM111 37L113 38V37H115V40L116 39H118V41L116 40V41H114V39L112 40L111 39ZM149 37V38H148ZM255 37V38H254ZM262 39L263 41H260V42H262V43H260L259 42V40H257V39ZM24 38V39H23ZM102 38H103V41H101L102 40ZM111 39V40H108V39ZM152 38V39H151ZM254 38V39H253ZM257 38V39H256ZM19 39V40H18ZM20 39H22V40H20ZM105 39V40H104ZM142 39V40H141ZM248 39H249V44H248ZM255 39L259 42L258 44H259V47H260V49L259 48H256V46H258L257 45V43H255L256 41H255ZM138 40V39H137ZM247 40V41H246ZM15 41H18V44H16V46L18 47V49H16L17 47L15 46ZM105 41V42H104ZM135 41H136V39H135ZM139 41H137V43H139ZM226 41V42H225ZM255 41V42H254ZM109 42V43H110ZM115 42V43H114ZM118 42V43H117ZM227 42H228V44H227ZM246 42V43H245ZM253 42V43H252ZM14 43V44H13ZM136 43V44H137ZM204 42H201V43H199L198 44V46L196 45L195 46V44L194 45H192L190 48H189V50H188V48L185 50V51H181V54L183 53V55L185 56V54L187 55V58H188V56H189V58L187 59V60H189L188 62H189V64H187V62H186V65H185V67L186 66H188V68H186V69H193V68H197V66H199V63H200V67H204V69H201L200 67H198L197 69L195 68L194 69V73L196 72V73H198L199 71H200V73H198V78H196L197 76H196V73L194 74V77H190V74H187V73H185V72H187V70L184 72V70H183V73L184 74H187V77H188V75H189V77L190 78H192L193 80H195V83H194V81H192V79L190 80L191 82L190 83H194V84H196V80L197 79H199L198 81H197V84L195 85V87H194V84L192 85H190V83H189V80H185L184 79V81L185 82H188L189 84L187 85V84H185V85H187L188 87H190L191 86V88L192 87H194V88H196L197 87V90L198 89H200V88H202L203 89V86H204V88L205 89H203V90H201L200 89V92H202V91H204L205 90V92L204 93H206V95H208V96H211L212 97V94H213V96H214V91L213 90H210V89H207L209 86H211V85H208V83H207V81H211L210 79H213L214 78V80L215 81H218L219 79L221 80V82L220 81H218L217 83H219V85H220V88H222L221 86H223V89H219V90H223V92H224V95H225V97H226V94H228V93H225L226 91L228 92V91H230L231 89H233L232 90V92L234 93L233 95L231 94L232 92L230 91V94L232 95L231 97H230V95H228L229 96V98H233V97H235L237 100H236V103H235V106L236 107H238V106H240V107H238V108H236L237 110H235V112H234V114H233V116H235V117H237L236 115H239V119H241V121H239V122H241L240 124H245V122L243 121V117L245 116L247 119H249L250 117L249 116H251L252 114H250V113H252V111H253V114H255V112H257V111H255V110H253V108L254 107H256V108H261V106H259V105H263L264 106V90L262 89V91H261V86L262 85H264V83L260 86H258L259 88H258V90H256V89H254V90H256V91H258L256 94V96L257 97H259V94H260V92H261V95H260V97H259V99L256 97V99H258V101L260 100V102L261 103H263V104H261V103H259L258 101H256V103H255V100L256 99H252V98H254L255 97V94H254V97H252L253 96V94H252V90H251V99L254 101L253 103H251L250 104V97H248L249 96V91H248V93L249 94H247V91H245L247 88L244 86V85H247L246 83H244V84H242L244 87H242V85H240V87L238 86L239 85V83H237L238 82V78L239 77H237V75L239 74L237 71H235V67H236V69L238 70V65L240 66V61L242 62V60L243 61H247L248 62V57H250V56H252V57H255L254 55H250V54H247V55H245L244 53L243 54H240V55H237V57L239 58H237L236 57V55H234L235 57H236V60H234L235 59V57L232 55V53H234L235 52V45H236V43H235V41L234 42H232L229 38H228V41L226 40V38H225V40H224V38H223V41H222V43L220 42V44H217V45H219V48H220V46H221V48L223 47H225L223 50H224V54L222 55V56H219L217 53H215L214 52V54L213 53H211L213 50H215V48H214V46H209L210 44L212 45L213 43L211 42H209V41H206V44H203ZM208 43H210V44H208ZM243 43V44H242ZM251 43H252V45L255 43L256 44V46H255V44H254V46H251ZM114 44H116V45H114ZM143 44V45H144ZM208 44V45H207ZM221 44H223V45H221ZM11 45H13V47H11ZM93 46V48H92V46ZM96 45V46H95ZM114 45V46H113ZM145 45H147V44H145ZM144 45V47H146ZM150 45V44H149ZM148 45V46H149ZM207 45V46H206ZM248 45H249V48H253V50L254 51H251L252 49H250L249 50V48H248ZM263 45V46H262ZM23 46V47H22ZM70 46H71V48H70ZM118 46H120V47H118ZM128 47V51H129V48H131V50L132 51H127L126 50V48H124V47ZM130 46V47H129ZM147 46V47H148ZM151 46H154L153 44L152 45H150L149 47H150V49H149V47L147 48L148 50H151ZM157 46H154V48L155 47H157ZM193 46H195V48H193ZM95 47V48H94ZM100 47H103V45L101 46L100 45ZM118 47V48H117ZM134 47V48H133ZM165 47H166V45H165V42L164 43H160V46H159V49H158V51H159V53L158 54H163L162 53V51L160 52V50H163L164 52L166 51L165 50ZM197 47H198V50H197ZM208 47V48H207ZM211 47V48H210ZM72 48L74 49V51L72 50ZM154 48H153V50H154ZM160 48H162V49H160ZM167 48V47H166ZM124 49V50H123ZM145 49V48H144ZM147 49H145V50H147ZM155 49H157V48H155ZM191 49L192 50H194V51H191ZM205 49H206V51H205ZM210 49V50H209ZM5 50V51H4ZM6 50L8 51L7 53H6ZM13 50V51H12ZM80 50V51H81ZM92 50V51H91ZM118 50V51H117ZM147 50V51H148ZM153 50H151V51H153ZM197 50V51H196ZM208 50V51H207ZM121 51H123V52H121ZM154 51H156V50H154ZM188 51H190V52H188ZM204 51H205V54H206V56H203L204 55ZM13 52V53H12ZM118 52H119V54L120 55H118ZM136 52V53H135ZM188 52V53H187ZM228 52H229V54H231L233 57H234V59H233V57H231V55H229L228 54ZM47 53H49V52H47ZM135 56H133L132 54ZM193 53H195L194 54V57H196L195 59H197V60H194V62L196 61L197 62V65L196 64H193V66H191V64L190 63H193L192 61H191V59L192 58H194V57H192L193 56ZM7 54V55H6ZM12 54H13V56H12ZM35 54V55H34ZM50 54V53H49ZM80 54V56L78 55V57H81L82 56V54H81V52L79 53ZM114 54V55H113ZM130 54H131V56H130ZM207 54H208V57H209V55H210V57H211V54H213L212 55V59H209L208 57H207ZM0 55H1V52H0ZM77 55L76 56H74V59H75V57L76 58H78L77 57ZM196 55H199V56H196ZM202 55V56H201ZM228 55V56H227ZM119 56H122V57H119ZM125 56H127V57H129V58H124ZM133 56V57H132ZM142 55H140L139 54V57H141ZM225 56V58H223ZM247 56V57H246ZM3 57H7L6 59H4L5 61H2L3 59ZM173 57H175L174 59H177V61L178 62H176V65H177V68H175V69H177L178 70V68H179V66L180 65H178V64H180L181 63V67H182V65H184L182 62H180V61H182L183 59V56H178V55H176V54H174V56L172 55V60H171V62H172V66H175L174 65V63H173ZM179 57V58H178ZM198 57V58H197ZM205 57H206V61H205ZM216 57L218 58V60L216 59ZM242 57V58H241ZM246 57V58H245ZM14 58V59H13ZM34 60H33V59ZM81 58H83V56L81 57ZM81 58H79L80 60H82ZM112 58H114L113 60H112ZM116 58H119V59H116ZM122 58H123V60H122ZM141 58H145V57H141ZM201 58V59H200ZM215 58V59H214ZM223 58V59H222ZM247 59V60H245V59ZM32 59V60H31ZM84 59V58H83ZM139 59V60H138ZM179 59H181V60H179ZM200 59V60H199ZM252 59H254V58H252ZM51 60V59H50ZM80 60H78V63H79V65L77 64V66H81L82 64H81V62H80ZM110 60V59H109ZM117 60V62H115ZM130 60V61H131ZM199 60V61H198ZM214 60H215V63H214ZM217 60V61H216ZM176 61V60H175ZM184 61H185V58H184ZM191 61V62H190ZM200 61H202V63L200 62ZM207 61H208V63H207ZM228 61H230V63L228 62ZM237 61H239L238 63H235V62H237ZM252 61V60H251ZM3 62H4V66H2L3 65ZM7 62V63H6ZM76 63H77V61H75ZM124 62V64H122ZM128 62V61H127ZM199 62V63H198ZM223 62V63H222ZM226 62V63H225ZM250 62V61H249ZM121 63V64H120ZM128 63H130V62H128ZM206 64V66H205V64ZM210 63H212V64H210ZM216 63H218V64H216ZM243 63V62H242ZM252 63V62H251ZM208 64V65H207ZM216 64V66H214ZM223 66H225V68L224 67H222V65ZM231 66H230V65ZM235 64V65H234ZM243 64H246V63H243ZM250 63H248V66H250L249 65ZM189 65H190V67H189ZM211 67H213V70L214 71H212V69L211 68H209L210 66ZM219 65V66H218ZM232 65L234 66V68L232 67ZM242 65V64H241ZM247 65V64H246ZM252 65V64H251ZM6 66V67H5ZM221 66V67H220ZM227 66V67H226ZM253 66V65H252ZM255 66V65H254ZM5 67V68H4ZM32 67V68H31ZM184 67V66H183ZM182 67V68H183ZM207 67V68H206ZM230 67L233 69H230ZM242 67V66H241ZM2 68V69H1ZM200 68V70L198 71V69ZM214 68H216V69H218L219 71L217 72V70L215 71V69ZM223 68H224V70H223ZM244 68H240L239 67V69H244ZM255 68V67H254ZM6 69V71H4ZM12 69H14L13 71H12ZM208 69V70H207ZM210 69H211V71H210ZM226 69H228V73H227V71H226ZM248 69H251L252 70V73H250L249 74V71H248ZM256 69V68H255ZM1 70H2V72H1ZM7 70H8V72H7ZM10 70V71H9ZM33 70V71H32ZM80 70V69H79ZM204 70V71H203ZM232 70V71H231ZM251 70H250V72H251ZM4 71V72H3ZM35 71V72H34ZM39 71V72H38ZM179 72V76H181V78H183L182 77V75H183V73L181 74L180 72H181V68L178 70ZM202 71V72H201ZM220 71H221V73H220ZM223 71V72H222ZM233 71H234V73H233ZM246 71H248L247 73H245ZM80 72V71H79ZM189 72V71H188ZM204 72V73H203ZM206 72V73H205ZM210 72H212V73H210ZM214 72H215V74H214ZM232 72V73H231ZM237 74H236V73ZM3 73V74H2ZM12 73V74H11ZM191 74L193 73L192 71L190 72ZM217 73V74H216ZM224 73V74H223ZM244 73H245V75H244ZM80 74V73H79ZM181 74V75H180ZM202 74H204L203 76H206L207 78V81H206V79H205V77H201L200 78V76L202 75ZM208 74V75H207ZM228 74V75H227ZM230 74L232 75V77L230 76ZM263 74V75H262ZM37 75V77H34V76H36ZM38 75H39V77H38ZM193 75V74H192ZM191 75V76H192ZM214 75V76H213ZM221 75H225V76H223V78L221 77ZM226 75H227V78H226ZM234 75V76H233ZM244 75V76H243ZM212 77V78H210V77ZM215 76H219L220 78H217L216 77V79H215ZM263 76V77H262ZM53 77V76H52ZM186 77V76H185ZM226 79H225V78ZM231 77V78H230ZM236 77H237V80L235 81V79H236ZM255 77V78H254ZM256 77H257V79H256ZM258 77H260L259 79H258ZM1 78H3V77H1ZM39 78V79H38ZM204 78V79H203ZM222 78V79H221ZM4 79V78H3ZM6 79H4V81L6 80ZM17 81H16V80ZM33 79V80H32ZM224 79H225V81H224ZM228 79V83L227 84H229V86L228 85H226V83H225V86H227V87H229L230 88V85H231V87H233V88H228L229 90H227V88L226 89H224V85H221V84H224L223 82H226V80ZM231 79H233V80H231V82H229ZM255 79H256V81H255ZM2 80V79H1ZM0 80V81H1ZM10 80H9V82H10ZM31 80H32V83H31ZM35 80H36V82H38L39 84H41L40 86H39V84H38V87H36V85H34V83H35ZM201 80H202V82H201ZM204 80H205V84H202L203 82H204ZM0 82L1 84H3V87L2 88H5V82ZM233 81H235L234 82V84H233ZM240 81V80H239ZM261 81H264V80H261ZM21 84H20V83ZM34 82V83H33ZM152 81H150V83H151ZM199 82H201V84L202 85H198L199 84ZM212 82H214V81H212ZM5 83V84H4ZM15 83H17L16 85H15ZM206 83H207V85H206ZM211 83V82H210ZM259 83V84H258ZM35 84H37V83H35ZM149 84V83H148ZM147 84V85H148ZM153 84V83H152ZM173 84V82L171 83V88H173L174 90L176 89V87L175 86H173L172 85ZM175 84V83H174ZM178 84H180V83H178L177 82V85ZM236 84V85H235ZM241 84V83H240ZM252 84V85H253ZM190 85V86H189ZM205 85H206V87H205ZM234 85H235V87H234ZM257 85H256V87H257ZM2 86V85H1ZM1 86H0V90H2V88H1ZM15 86H17L16 88H15ZM20 86V87H19ZM21 86H25V87H27V88H24V87H21ZM29 86V87H28ZM36 88H35V87ZM43 86V85H42ZM152 86V85H151ZM180 86H183V84L182 85H180ZM208 86V87H207ZM30 87H32V88H30ZM168 87L169 86H165V88L164 89H160V88H162V87H160L159 86V88H158V92H159V90H165L166 91V93L167 92H171L172 90H169L168 91ZM239 87V88H238ZM244 88V89H242V88ZM261 87V88H260ZM20 88V89H19ZM35 88V89H34ZM183 88V87H182ZM186 88V87H185ZM250 88L249 89H247V90H250ZM264 88V87H263ZM26 89V90H25ZM34 91H33V90ZM188 89H190V88H188ZM239 89H242V91H244V92H242L241 90H239ZM7 90L5 89V91L7 92ZM19 90V91H18ZM28 90H29V92H33V93H28ZM174 90H173V92H174ZM183 90H185V89H183ZM193 90V92H195L194 90H196V89H192ZM191 89L188 91L187 90V92H188V94L190 95L191 94V92L190 91H192ZM208 90V91H207ZM209 90L211 91V93H209V94H211V95H209V94H207V92H209ZM254 90H253V93H255L254 92ZM20 91H22L21 93H23V91H24V94L26 95V93H28L29 94V98H30V100L27 98L28 96H25V95H23V96H25L24 98L23 97H21L22 96V94H21V96H20ZM180 90H178V92H177V89H176V96L178 97L179 95L180 96H182V100L184 99V100H186V98H187V100L184 102L185 104H186V102H188L189 103V106H183L184 104H182V106H181V103H180V106L181 107H185L184 108V110L185 111H187L186 110V108L187 107H191V106H195L196 107V105L195 104H197V102L198 101H200V100H198L199 98L197 97V95H195L196 94V92H195V97H192V98H194V99H196L195 100V102L196 103H194L193 101H192V99H191V101H189V98H191V97H187L188 96V94H187V96L182 92V93H180L179 92ZM207 91V92H206ZM213 91V92H212ZM239 91H241L240 93H242L243 95H240L238 92ZM1 92H3V90L2 91H0V94H2ZM18 92V93H17ZM36 92V93H35ZM170 92H169V94H170ZM190 92V93H189ZM220 92V91H219ZM223 92H221V96L223 95ZM246 92V93H245ZM160 93V95H158V97H160L161 96V94H162V91L161 92H159ZM158 93V94H159ZM163 93H165V92H163ZM178 93H179V95H178ZM218 93V92H217ZM237 93H238V96H237ZM18 94H19V96L21 97V98H19L18 97ZM27 94V95H28ZM32 94V95H31ZM50 94V96H51V99H52V102L54 103V105H56V102L54 101V99H53V96H52V92L51 93H49ZM169 94L167 93V95L168 96H166L165 94H162L163 96L165 95L166 96V99L165 98H162L161 100H164L163 101V103H165V101L167 102L166 103V105L167 104H169L168 103V101H169V97H173V96H175L174 94H175V92H174V94H173V96H172V94H170V96H169ZM235 94H236V96H235ZM262 94H263V96H262ZM240 95V96H239ZM247 96V98L249 99V101H248V104H250V105H252L253 106V108H252V106L250 107V105L248 106L247 104H246V102H247V99H245V102H244V98L243 97H245L246 98V96ZM33 96V97H32ZM163 96H161V97H163ZM164 96V97H165ZM190 96H193L192 94L190 95ZM220 95L218 94V97H219ZM241 96H242V99H243V102H242V100H241ZM262 96V97H261ZM223 98H221V99H219V101H221L222 99V102L224 101V100H226L227 101V99H225L224 98V96H222ZM238 97V98H237ZM17 98V99H16ZM31 98H33L32 99V101H31ZM179 98H181V97H179ZM198 98V99H197ZM226 98H228V97H226ZM25 99V100H24ZM156 99V100H155ZM154 99V101H158L157 100V98H155ZM231 99H229L230 101H231ZM261 99H262V101H261ZM175 100H179L178 98L177 99H175ZM235 100V99H234ZM233 100V101H234ZM25 101H27L26 102V104H25ZM149 101H151V100H148V102ZM153 101V100H152ZM170 101H172V99L170 100ZM181 101V100H180ZM242 105V107H241V105L240 104H237L238 102ZM173 102H175V101H173ZM176 102H178V101H176ZM176 102H175V108H176ZM24 103V104H23ZM34 103V102H33ZM154 103V102H153ZM158 103V102H157ZM162 103V104H163ZM194 103V104H193ZM228 103V102H227ZM226 103V104H227ZM257 104V105H253V104ZM259 103V104H258ZM146 104H148V103H146ZM151 104H152V102H151ZM159 104H161V101L159 100ZM161 104V105H162ZM174 104V103H173ZM179 104V103H178ZM193 104V105H192ZM198 104H200V105H197V107L199 108V106H202L203 105V103H201V101L200 102H198ZM150 105V104H149ZM165 104H163V106H161V108H160V106L158 107V109L160 108V110H158L157 108H156V110H154L153 108H152V111L154 110V111H156V113L158 112V111H160V112H158V113H162V111H164L165 109H166V112H170L171 110H172V108L171 107H173V105L172 104H169L168 105V107L167 108H165V106H164ZM171 105V107H170V111H169V106ZM188 105V104H187ZM24 106H25V108H29V110L25 113V109L24 110H22L23 108H24ZM31 106H34V104H31ZM158 105H156V107H157ZM180 106H178L179 108H181ZM204 106V105H203ZM225 107H231L232 105L230 104H227V105H224ZM247 106H248V108H247ZM258 106V107H257ZM14 107V106H13ZM57 107V110H58V112H59V108H58V106H56ZM69 107L71 108V105H70V103H69ZM145 107V106H144ZM146 107H148V105L146 106ZM145 107V108H146ZM150 107H152V106H150ZM153 107H155V105L153 106ZM163 107V108H162ZM197 107H196V109L194 108V109H192L193 111H192V113H191V115L193 116V113H194V111H195V115H198L197 113H199V112H197L196 110H197ZM244 107V108H243ZM245 107H246V109H251L252 108V110H249V111H246V112H248L249 114H246V115H244L243 116V114H245ZM250 107V108H249ZM4 106L2 105V102H1V97H0V109H2L3 110V112L2 113H0V115H2L3 113H4ZM21 108V111L19 112L18 111V109H20ZM34 108V107H33ZM165 108V109H164ZM174 108V109H175ZM256 108H254V109H256ZM259 108V109H260ZM35 109V108H34ZM144 109V108H143ZM164 109V110H163ZM168 109V110H167ZM173 109V110H174ZM178 109V108H177ZM183 109V108H182ZM189 109V108H188ZM259 109H256V110H259ZM7 110V109H6ZM10 110H12V111H14V108H11ZM241 112H240V111ZM242 110H244V113L242 112ZM36 111V110H35ZM145 112H146V114H148L149 113V110H148V108L147 109H145L144 110ZM143 111V112H144ZM148 111V112H147ZM151 111V112H152ZM174 111H176V110H174ZM184 111V112H185ZM190 111H191V109H190ZM189 111V112H190ZM236 111L238 112V113H236ZM260 111V113L261 114H259V113H257V114H255V115H258V116H256V117H258L260 120L262 119L263 120V122L262 123H264V117L262 118L261 116L263 115L264 116V111H262L261 109L259 110ZM262 111V112H261ZM1 112V111H0ZM6 112V111H5ZM20 114H19V113ZM24 112V113H23ZM28 112L30 113L29 115H28ZM70 112H71V115H72V120L74 121V114H73V112L71 111V109H70ZM144 112V113H145ZM178 112V111H177ZM177 112H175V114H177ZM188 112V111H187ZM239 112H240V114H239ZM152 113H154V112H152ZM151 113V114H152ZM174 112L172 111V113L171 114H173ZM183 113V112H182ZM263 113V114H262ZM18 114H19V117H18ZM26 114V116H25V118L23 117L24 115ZM32 114H33V119H32ZM39 114V113H38ZM37 114V115H38ZM146 114H143L144 116H146ZM150 114V113H149ZM150 114V115H151ZM155 114V113H154ZM171 114H166V115H164V114H161V116L162 115H164L163 117H165V116H167V115H171ZM9 115V114H8ZM15 115H16V117H15ZM21 115H23V116H21ZM59 115H60V112H59ZM159 115V114H158ZM185 115V114H184ZM201 115V114H200ZM200 115H198V117H200ZM216 115H218V114H216ZM249 115V116H248ZM255 115L253 116H251L252 117V120L251 121H253V120H255V119H258V118H256L255 117ZM261 115V116H260ZM4 116H2L1 118H0V122L1 123H3L5 120H2V119H4L3 117ZM29 116V117H28ZM40 116H41V114H40ZM154 116V115H153ZM168 116V117H169ZM178 116V115H177ZM188 116V114L187 115H185V116H183V117H187ZM202 116V115H201ZM261 118H260V117ZM21 117H23L22 118V121H20L21 120ZM155 117H156V115H155ZM159 117V116H158ZM174 117H176V115L174 116ZM179 117H180V115H179ZM218 117V119H220V120H218L219 121V123H220V121L222 120L221 118H219V116H217ZM241 117V118H240ZM255 117V118H254ZM15 118V119H14ZM31 118V119H30ZM160 118V117H159ZM178 118V117H177ZM181 118V117H180ZM193 118H195L196 119V116L195 117H193ZM237 118V120H239ZM26 119H28V120H26ZM40 119V118H39ZM60 119H61V117H60ZM161 119V118H160ZM190 119V118H189ZM33 120V121H32ZM191 120V119H190ZM259 120V121H260ZM3 121V122H2ZM31 121V122H30ZM40 121H41V119H40ZM39 120H38V122H40ZM259 121H257V122H259ZM5 122V123H6ZM18 122V123H17ZM44 122V121H43ZM198 122V121H197ZM223 122H224V120H223ZM223 122L221 121V123L220 124H223ZM243 122V123H242ZM256 122V120L255 121H253V123L255 124V125H260L261 123L259 122V123H255ZM29 123H27V125H25L24 124V127H22V125L21 124H19V126H16L15 125V127H20V125H21V128H27L28 126L30 127V125H29ZM35 123V122H34ZM42 123V122H41ZM41 123H39L40 125H38V123L36 122V124H37V128L39 129V127H40V129H39V131H38V133H35V131H32L31 129H33L34 130V127L33 126H35L36 124H34V125H31L33 128H28V130L26 131V130H24V131H22L21 129L19 130V132H20V135H18L19 137L18 138H21V139H23L22 137H21V134H23V132L25 133V138H28V136H29V138L28 139H30V140H28L27 139V141H26V139H24L25 141H22L21 139H20V141L18 142L17 141V134L15 133V132H17V131H15V130H17L15 127V129H13L12 130V128H11V130H9L10 131V133H11V131H14V134H13V137L16 139V140H13V138H11L12 140L11 141H13V143H16L17 145H21L22 144V146H23V149H22V146H16V144L14 145L12 142V144H13V146L15 147V148H17V149H19L20 147H21V149L20 150H18L19 151V154L17 153V150H16V153L18 154V155H23V154H25V156H26V158H27V155H29L28 157H29V159L30 158H32V156H35V155H37V154H40L41 153V151L42 150H46V152L49 150V151H51L52 152V150H54L53 149V147L51 148L52 150H50L49 148L47 149V146H45L44 145V147L42 146V144H40V142L42 141V140H40V142H39V140H38V143H35L34 145H35V147H37V149H40V152H38L37 153V151H39V150H37L36 151V148L32 145L31 146V144H32V142L31 141H33L34 139H35V137H37L36 138V142H37V139H38V135H40L41 133L43 134V136H44V134H46V133H50L49 132V130L50 129H47V128H49L45 123V125H43V123H42V125H43V127H44V129H46V131L43 129V128H41L42 126H41ZM194 123V122H193ZM192 123V124H193ZM201 123V121H199L197 124H200ZM225 123V122H224ZM10 124H11V126H10ZM33 124V123H32ZM61 124H62V122H61ZM2 125V126H1ZM0 125V127L1 128H3V124H1ZM73 125H74V122H73ZM262 125V124H261ZM264 125V124H263ZM6 126V127H7ZM27 126V127H26ZM35 127V128H36ZM47 127V128H46ZM63 128V127H62ZM30 129V130H29ZM38 129H36V130H38ZM42 129V130H41ZM2 130V131H1ZM0 130V132L2 133L3 131H5L6 129H1ZM30 131H32V133H34L35 134V137H34V135L30 132ZM41 131V132H40ZM45 133H44V132ZM7 132V134H9V132L8 131H6ZM5 132V133H6ZM26 132H27V134H26ZM29 132V133H28ZM37 132V131H36ZM62 132H64L63 131V129H62ZM74 132H75V136H76V139H77V142L79 141V136H78V133H77V131L75 130V126H74ZM3 134H4V132H3ZM33 135V137H32V135ZM38 134V135H37ZM65 133H63V135H64ZM1 136V139H3L4 138V135H2V134H0ZM24 135V134H23ZM31 135V136H30ZM50 135H51V133H50ZM7 136V135H6ZM42 135H41V137L42 138H44ZM45 136H49L48 134L47 135H45ZM9 137H10V135H9ZM8 137V138H9ZM11 137H12V134H11ZM24 137V136H23ZM31 137V138H30ZM40 137V136H39ZM50 137L51 136H49L48 138H45V140H43L42 142H44V141H46V139L49 141H52L51 139H50ZM7 138V139H8ZM261 138V141H263L264 142V137H262V135L261 136H259V139ZM5 139V142H6V137L4 138ZM33 139V140H32ZM8 141H10V139H8ZM18 143H17V142ZM23 143H22V142ZM28 141H30L29 143H28ZM21 142V143H20ZM24 142H25V144L27 145H25V148H27V147H29V148H27V150H28V152H25L24 151ZM35 141H33V143H34ZM65 142L67 143V141H66V136H65ZM10 143V144H11ZM28 143V144H27ZM46 143H47V141H46ZM49 143V142H48ZM53 143V142H52ZM52 143H51V145H52ZM12 144H11V148H12ZM30 144V146H28ZM39 144V145H38ZM9 145V144H8ZM42 146V147H41ZM49 146V145H48ZM53 146V145H52ZM68 145H66L65 144V147H66V150H68L67 151V153H68V163H70L71 165H72V160H71V155H70V152H69V149H68V147H67ZM10 147H9V149H10ZM39 147H41V148H39ZM51 147V146H50ZM31 148H32V150H31ZM34 148V149H33ZM45 148V149H44ZM263 148H264V145H263ZM22 150V151H21ZM11 151V153L10 154H12L13 152H12V149L10 150ZM13 151H14V149H13ZM25 153H24V152ZM36 151V153H34L33 154V152H35ZM20 152H22V153H20ZM30 152H31V154H30ZM46 152H44V157H45V154H46ZM54 152V151H53ZM42 153H43V151H42ZM49 153V152H48ZM16 154V155H17ZM263 154H264V151H263ZM13 155H15L14 153H13ZM49 155H51L50 153H49ZM40 156L41 155H37V156H35L36 157V159L34 160V159H32V160H34L35 161V163L32 161V160H30L33 164H30L31 162H26V160H25V163H23L24 165H25V167L24 166H22V163H20V162H24V161H22V160H24V159H26L24 156H23V158L24 159H21V161H19V160H17L16 162H18L19 161V163L20 164H17V165H20V166H22V168H19V166H18V171L20 170V172L23 170H25L24 171V173L23 174H25V172H26V176H27V174H31V175H28L27 177H25V179L26 178H28L29 180H26L25 181V179H24V176H23V174H21L23 177H21V179L22 180H19V179H17L16 180V177L17 176H19V174H17L16 172H17V166H16V164H14L13 163V161L11 162V163H8V167L6 166V170H7V168H9V164H14V165H12V168H10L9 170L11 171V172H9V170H7V172L10 174H8V173H6V174H8L9 176L8 177H6V175L4 174V179H3V182L4 183H6L5 185H8L7 183L9 182V183H12L13 182V189H15V190H13V189H10L12 192H13V198H14V196H15V198L13 199L12 198V200H11V197H9V195H5V198H6V196L7 197H9V198H6L7 200H5V198H2V199H4V201L2 202V203H0L1 205H5V206H1L0 205V209H2V210H0V212L2 213V214H4V215H2L3 217H5V220H4V218H3V220L4 221H0L1 223H0V227H1V225H2V228H0V230L2 229V231H1V235H0V237L1 236H3V237H1L0 238V242L2 241H4L5 239V235H6V233H7V236H11V234L12 233H16V231L15 232H13L14 231V229H15V227L17 226L18 227V230H19V227H20V230L21 231H19V232H25V231H28V227H29V229L31 228V230L33 231H29V232H31V234H30V236L32 235V237H33V239L32 238H30L27 234H25V236L27 237H29V238H25L24 239V237H23V239H24V241H26V243H27V240H28V242H30V239H32V241L33 242H35L36 240H37V243H46L48 240V242L49 243H52L53 242V238L55 237V236H57V237H55V238H57L56 239V241L55 242H53L52 243V246L48 249V252L47 251H45L46 253H47V255H49V260H48V258L47 259H45L46 257H44V259H45V261H44V259H43V263L42 264H45V262H46V264H48V262H49V264H56V262H59V264H79V262H82V263H80V264H99V261H98V257H97V254H96V251H95V248H94V245H93V242H92V239H91V237H90V231H89V227H88V222H87V219H86V217H85V214H84V211L82 210V207H81V205H80V203L78 202V203H74L73 201H68L67 202V200H65V193H64V191H63V193H61L60 192V194H59V190H57V189H53V187L55 186L54 185V183H55V180H56V178H57V180H59V178H65V177H63V172H61L62 170H60V168L61 167H57L56 168V170H54V168L56 167V166H52L53 165V163L52 162H54V161H51L49 158H48V161L50 160L51 161V165L50 164H48V165H50V166H52L51 168L52 169H50L51 170V173H53L54 174V172L56 171V173L59 175H56V173H55V175H54V180H52L53 179V176H51L52 178H48L50 175H49V171H48V169L47 170H42V177H40V175L38 174L39 173V171H41L40 170V162H39V164H38V161H36V160H39V161H41V162H43V165L42 166H44L45 167V164H44V161L45 160H43L44 159V157H41L40 158ZM11 157H12V155H11ZM11 157H10V159H11ZM17 158L18 157H20V156H16ZM22 157V156H21ZM40 158V159H38V158ZM46 157H48V156H46ZM54 157V156H53ZM53 157H50V158H53ZM15 157H13V159H14ZM47 159V158H46ZM55 159V158H54ZM27 160H28V158H27ZM15 161V160H14ZM47 161V160H46ZM45 161V162H46ZM47 161V162H48ZM49 161V162H50ZM55 162H57V163H55L56 165L57 164H60L56 159H55ZM29 166H28V165ZM35 164H36V166H35ZM46 165H47V163H46ZM71 165H69L70 167H69V171H68V177L69 178H71V180H72V186H73V184L75 183V185L76 186H73V188L72 189H74V187H75V192L77 191V180H76V174H75V171H74V168H71V167H73V165L71 166ZM35 166V167H34ZM11 167V166H10ZM32 167H34V168H31ZM38 167H39V169H38ZM43 167V168H44ZM26 168V169H25ZM45 168H47V167H45ZM59 168V169H58ZM42 169V168H41ZM57 169H58V171L59 172H61L60 174L57 172ZM5 170V171H6ZM15 171V173H14V171ZM30 170V171H29ZM52 170H54V171H52ZM73 170V171H72ZM43 171H46L45 173L43 172ZM48 171V172H47ZM13 172V173H12ZM13 175H12V174ZM15 174V175H14ZM46 174V175H45ZM37 175H39V179H41V178H43L42 180H40L41 182V185H45L44 187H42L41 185V187H42V189H41V187H37V189H36V186L35 185H33V183L31 182V179H30V177L32 176L33 178H35L36 177V179H37ZM35 176V177H34ZM44 176V177H43ZM56 176H58V177H56ZM60 176H62V177H60ZM75 176V177H74ZM6 177V178H5ZM31 177V178H32ZM56 177V178H55ZM9 178V179H8ZM17 178H19V177H17ZM23 179H24V181H23ZM35 179V180H36ZM52 180V181H51ZM57 180H56V182H57ZM75 180V181H74ZM12 181V182H11ZM28 181H30V183H28ZM32 181L34 182V184L35 183H37L38 185H39V182H36V181H34L33 179H32ZM37 181H38V179H37ZM60 182H57V183H55L56 184V187H58V186H64L63 185V183H64V180L63 181H61V180H59ZM74 181V182H73ZM2 182V183H3ZM20 183V185H19V183ZM22 182H24L23 184H22ZM25 182H27V184H25ZM45 182V183H44ZM49 182V183H48ZM52 182H54L53 184H52ZM2 183H1V185H2ZM16 183H17V185H16ZM28 184H31V185H28ZM36 184V185H37ZM52 184V185H51ZM58 184H60V185H58ZM4 185V184H3ZM3 185H2V188H3ZM12 185V184H11ZM58 185V186H57ZM10 186V185H9ZM8 186V188H12V186H10L9 187ZM17 186H19V187H17ZM22 186V187H21ZM31 186H33L32 187V189H36L37 191H41L40 193L41 194H39V192L37 193V194H39V195H37L36 194V192H34V190L33 191H31ZM51 186V187H50ZM27 187V190H23L24 191V193H23V191H22V189L21 188H26ZM61 187L59 188L61 191H62V189H61ZM1 188V187H0ZM17 188H19V189H21L20 190V192L22 193V194H24V195H22L21 194V196H25V197H21V196H19L18 197V195H20V193L18 192L17 193ZM30 188V189H29ZM5 189V188H4ZM4 189H1L2 191L4 190ZM19 189H18V191H19ZM31 191L30 193L28 192L29 190ZM6 190H7V186H6ZM6 190H4L5 192H6ZM52 190L54 191V192H52ZM57 190V191H56ZM4 191L2 192V193H4ZM7 191H9V190H7ZM27 191V192H26ZM46 191V192H45ZM56 192V193H55ZM10 193V192H9ZM16 193V194H15ZM53 193V194H52ZM55 193V194H54ZM6 194H8V193H6ZM30 194H31V196H30ZM35 194H36V196H38V197H35ZM12 195V194H11ZM43 195V196H42ZM54 195V196H53ZM61 195V196H60ZM26 196H27V198H26ZM34 196V197H33ZM41 198H40V197ZM44 197V198H43ZM53 199H52V198ZM17 198L18 199H20L19 201L17 200ZM25 198L27 199V200H25ZM30 198H34V200L36 199V198H40V199H37V200H35V201H33V199H31L30 200ZM61 198H63V199H61ZM29 199V200H28ZM45 199V200H44ZM52 199V200H51ZM59 199V200H58ZM11 200V201H10ZM14 200H15V202H14ZM23 202H22V201ZM47 200V201H46ZM53 200H55V201H53ZM65 200V202H63ZM14 202V203H11L10 204V202ZM40 201V202H39ZM45 201H46V203H45ZM6 202H8L7 204H10V205H6ZM26 202H31L33 205H34V203H35V205H34V207H33V209H35V207H38L39 205V208H37L36 210H32V206L30 207V205H28L29 206V209H31V212L29 211V213L30 214H28L27 213V209H26V207H27V204H29V203H27V204H25L26 205V207H25V205H23L24 203H26ZM23 203V204H22ZM30 203V204H31ZM19 204V205H18ZM45 204V205H44ZM19 206L18 207V209H17V211L18 212H20V213H22L21 215H18L17 214V216L15 215V213L17 212V211H14V216H13V213L11 214L10 213V211L8 212V208H10L9 206H13V207H16L17 208V206ZM7 206V207H6ZM66 207V208H65ZM16 208H11V209H13V210H16ZM3 209H4V211H3ZM11 209H9V210H11ZM77 209V210H76ZM79 209V210H78ZM95 209H96V212L98 213V209H97V207H95ZM12 211V210H11ZM23 211H24V213L25 214H23ZM26 211V212H25ZM70 211L72 212L71 214H70ZM75 211H76V213H75ZM78 211V212H77ZM80 211V212H79ZM7 214H6V213ZM68 212V213H67ZM0 213V214H1ZM19 213V214H20ZM80 213V214H79ZM26 214H28V215H26ZM68 214V220H70V221H68L67 220V218H66V215ZM79 214V215H78ZM10 215L13 217V219L15 218V216L16 217H18V216H21V217H18L17 218V220H16V218L13 220L12 219V221H11V224H10V222L8 223V221L9 220H11V217H10ZM31 215H32V217H31ZM65 215V216H64ZM1 216V217H2ZM6 216L7 217H10V219L9 218H6ZM27 216H28V218H27ZM72 216H73V218H72ZM79 216H82L83 217V221H84V223H85V227H86V230H87V237H88V242H89V245H90V249H91V251H90V253H85V252H83L79 247H78V242L76 241V233H75V231H72V230H75V228H74V220L77 218V217H79ZM0 217V218H1ZM29 217H30V219H29ZM22 218V219H21ZM8 219V220H7ZM20 219L22 220V221H20ZM27 219H28V221H27ZM7 220V223L5 222ZM16 220V221H15ZM30 220H33V222H34V224L32 223V221H30ZM41 220V221H40ZM40 221V222H39ZM13 222H17V225L14 227V229H13V227L12 226H10V228L12 227V229H13V231L11 230H9V226L7 227V224L9 225H12V223ZM18 222H20L19 223V225H18ZM27 222H28V224H27ZM39 222V223H38ZM42 222V223H41ZM45 222V223H44ZM87 222V223H86ZM5 224L4 225V228L5 227H7L8 228V230H7V228H3V224ZM24 223V224H23ZM29 223H31V224H29ZM16 224V223H15ZM42 226H41V225ZM46 224V225H45ZM73 224V225H72ZM30 225H32L31 227H30ZM43 225H45V226H43ZM40 226V227H39ZM71 226H73V228L74 229H72V230H69V228H71ZM16 227V228H17ZM43 227H45V228H43ZM40 228H43V232L42 231H39L40 230ZM34 229V230H33ZM3 230H5V232L3 231ZM25 230V231H24ZM69 231H70V233H69ZM18 232V233H19ZM75 233V235L73 234V233ZM4 233V234H3ZM33 233V234H32ZM74 235H72V234ZM3 234V235H2ZM17 234V233H16ZM16 234H14V236L16 235ZM23 234V235H24ZM54 234V235H53ZM13 235V234H12ZM20 235V234H19ZM18 235V236H19ZM34 235H35V238H34ZM51 235H53V238L51 237ZM71 235H72V239H71ZM21 236V238L20 237H18L19 239H17V238H14L15 239V242H16V244L18 243V245H19V247H21L22 248V246L24 245L23 244V242H21V239H22V235H20ZM37 237V238H36ZM41 237V238H40ZM59 237V238H58ZM11 238V237H10ZM43 238H45V239H43ZM50 238H52V239H50ZM3 239V240H2ZM6 239H8V238H6ZM58 239H59V243H58ZM9 240V239H8ZM8 240H5V241H8ZM10 240H12V239H10ZM10 240L8 241L9 242V244H10ZM17 240V241H16ZM46 240V241H45ZM51 240V241H50ZM12 241H14V240H12ZM18 241H20V242H18ZM2 242L0 243V244H2ZM7 242V243H8ZM57 242V243H56ZM7 243L6 242H3V245H7ZM13 243V242H12ZM25 243V242H24ZM26 243H25V245L23 246L25 249V251H23V252H25L24 254L22 253V251H21V253L23 254V255H25L26 254V252H27V249L29 250V252H30V249L32 248L31 246H29L30 248H28V246H26ZM37 243L35 242L34 244H32V242H30V245H37ZM23 244V245H22ZM28 244V243H27ZM13 245V244H12ZM18 245L16 246L15 244H14V247L16 246V249L14 248V247H11V246H1V247H3V249L5 248V250L4 251H1L2 249H0V251H1V253H0V256L1 255H3L2 257H3V260H1V261H3L4 263H7V259H8V262H11L12 261V263H13V259H14V255H15V253L13 254V251H15L16 253L17 252H19L20 250H21V248H19L18 247ZM36 245L33 247L34 248V250H35V247H36ZM57 245H58V248H55V247H57ZM26 246V247H25ZM0 247V248H1ZM13 249H15V250H12L11 248ZM76 247H78V248H76ZM33 248L31 249V250H33ZM54 248V249H53ZM10 249V250H9ZM52 249V250H51ZM57 249H59V250H57ZM76 249V250H75ZM7 250L10 252H12L11 254H13V256L12 255H10V253H9V256H7L8 258L7 259H4L5 258V255H7L8 254V252H7ZM36 250H37V248H36ZM35 250V251H36ZM44 250H47V248H45ZM44 250H41L40 251V249H39V251H36V252H30V253H32V254H30V258H26V259H29V261L31 262H33L34 260H38V262L39 263H41L42 261H40V259L42 260V258H43V255L45 254L46 255V253H44L43 251ZM57 250V251H56ZM56 252V254L55 255H57V257L54 255V253ZM77 251H79V253H83V254H80V257L78 258L77 257V255L79 254V253H77ZM7 252V253H6ZM29 252H27L28 254H29ZM4 253H5V255H4ZM20 253V252H19ZM34 253V254H33ZM44 253V254H43ZM76 253V254H75ZM28 254H26L25 256L26 257H28ZM75 255V256H73V255ZM88 255V256H87ZM10 256H11V258H10ZM79 256V255H78ZM13 257V258H12ZM48 257V256H47ZM76 257H77V259H76ZM84 258V260L82 261V259ZM85 257H86V259H85ZM89 257V258H88ZM34 258V259H33ZM35 258H37V259H35ZM70 258H72V259H70ZM10 259V260H9ZM12 259V260H11ZM33 259V260H32ZM70 259V260H69ZM73 259H74V261H73ZM77 261H76V260ZM79 259H80V261H79ZM5 260H6V262H5ZM48 262H47V261ZM54 260V261H53ZM57 260V261H56ZM69 260V261H68ZM72 260V261H71ZM88 260V261H87ZM110 260V259H109ZM24 262H22V264L24 263V264H26L25 262H28V260H23ZM66 261V262H65ZM79 261V262H78ZM31 262V263H32ZM37 264H38V262L37 261H35ZM69 262V263H68ZM78 262V263H77ZM4 263H2V264H4ZM34 263V262H33ZM110 263H111V261H110ZM11 264V263H10ZM28 264H30V263H28ZM58 264V263H57Z\"/></svg>", "mask_w": 264, "mask_h": 264}, {"label": "built area", "instance_id": "obj_3", "mask_svg": "<svg viewBox=\"0 0 264 264\" xmlns=\"http://www.w3.org/2000/svg\"><path fill=\"white\" fill-rule=\"evenodd\" d=\"M64 0H44L43 12L46 20V36L52 65V76L54 83L53 99L56 102L62 127L66 136L68 149L71 155L72 165L78 183V195L80 205L88 222L90 237L92 239L99 264H110L109 257L105 251L102 235L97 227L96 209L90 198L86 181L83 177L82 166L76 147V136L73 129L72 115L66 96L63 73H62V43H61V14L60 7Z\"/></svg>", "mask_w": 264, "mask_h": 264}, {"label": "crops", "instance_id": "obj_4", "mask_svg": "<svg viewBox=\"0 0 264 264\" xmlns=\"http://www.w3.org/2000/svg\"><path fill=\"white\" fill-rule=\"evenodd\" d=\"M257 0H249L250 2V13L247 12L246 10H243L241 12V23H242V27L246 28L249 25V18L250 16L253 17V21L255 23V25L257 24L258 20L263 21L264 16L262 14H260L256 9H255V4H256ZM244 23V24H243Z\"/></svg>", "mask_w": 264, "mask_h": 264}]
</instances>
